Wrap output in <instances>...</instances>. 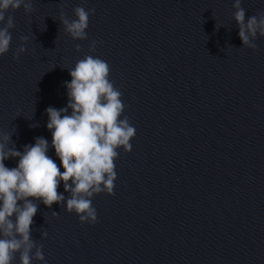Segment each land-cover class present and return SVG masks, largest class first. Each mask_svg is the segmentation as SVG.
Here are the masks:
<instances>
[{
    "label": "water",
    "instance_id": "water-1",
    "mask_svg": "<svg viewBox=\"0 0 264 264\" xmlns=\"http://www.w3.org/2000/svg\"><path fill=\"white\" fill-rule=\"evenodd\" d=\"M233 5L33 0L31 13L9 9L15 27L0 56V132L12 133L17 149L37 136L51 142L45 109L66 106L64 81L86 54L109 63L137 130L132 150L120 148L115 160V194L93 198L95 224L63 203L36 201L31 251L43 246L46 260L32 264H264V35L252 38L255 49L243 45ZM77 6L95 9L87 39H73L62 23L61 12L74 20ZM241 6L264 17V0ZM49 155L60 166L54 148Z\"/></svg>",
    "mask_w": 264,
    "mask_h": 264
},
{
    "label": "clouds",
    "instance_id": "clouds-1",
    "mask_svg": "<svg viewBox=\"0 0 264 264\" xmlns=\"http://www.w3.org/2000/svg\"><path fill=\"white\" fill-rule=\"evenodd\" d=\"M241 4L242 0H234L238 35L243 45L255 49L257 45L252 38L258 33L264 35V17L246 16ZM21 6L26 13H31L33 0H0V24L6 21L0 27V56L10 50L13 38L10 29L15 27L14 18L7 13ZM74 11V20L67 19L63 12L60 14L65 30L73 39H87L86 30L95 9L77 6ZM20 39L27 41L29 37ZM96 45L93 41L92 51ZM26 50V45L21 44L14 58L18 60ZM69 72L72 79L64 81L66 106L45 109L51 142L37 136L34 144H25L20 151L11 139L12 133L0 132V264H13L17 252L20 264H32L33 258L46 260L43 246L34 254L31 251L35 246L31 226L39 209L36 201L49 208L54 202L63 203L81 222L95 224L99 217L93 198L102 192L115 194L118 178L115 160L120 155L119 149L129 152L133 148L131 140L137 130L124 115L123 93L110 79L109 63L100 56L86 54ZM52 148L60 166L49 155ZM10 158H18L15 167L6 165L5 161ZM61 184L64 191L58 192ZM65 192L71 195L66 197ZM53 215L59 214L53 212ZM43 235L46 237L47 232Z\"/></svg>",
    "mask_w": 264,
    "mask_h": 264
}]
</instances>
